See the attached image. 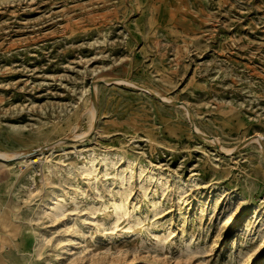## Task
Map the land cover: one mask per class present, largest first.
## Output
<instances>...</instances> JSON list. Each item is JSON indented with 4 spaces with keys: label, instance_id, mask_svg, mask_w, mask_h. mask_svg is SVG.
I'll use <instances>...</instances> for the list:
<instances>
[{
    "label": "rangeland",
    "instance_id": "obj_1",
    "mask_svg": "<svg viewBox=\"0 0 264 264\" xmlns=\"http://www.w3.org/2000/svg\"><path fill=\"white\" fill-rule=\"evenodd\" d=\"M0 151V264H264V0H0Z\"/></svg>",
    "mask_w": 264,
    "mask_h": 264
},
{
    "label": "bare ground",
    "instance_id": "obj_2",
    "mask_svg": "<svg viewBox=\"0 0 264 264\" xmlns=\"http://www.w3.org/2000/svg\"><path fill=\"white\" fill-rule=\"evenodd\" d=\"M84 92V94L83 95H85V93H87V89H84L83 90ZM91 115L94 117L95 116V112H94V109L92 108L91 110ZM91 116V117H92ZM94 119V118H93ZM92 122V121H91ZM43 152H36L34 155H32V156H27V157H19L20 156V154H18V153H11V154H9V153H6V152H2V151H0V166H2V165H7V166H12V165H14L16 162H24V163H27L28 162V160L29 159H32V161L34 162V161H38L39 160V156L42 154ZM20 159H19V158ZM105 157H107V156H105ZM19 159L18 161H13V162H11V163H9V164H6L5 163V161L6 160H11V159ZM106 160H107V158H106ZM94 161H95V158L94 157H92V161H91V163L89 164V166H87L86 164L85 165H83L82 166V168L83 169H85L86 171H88V173L90 174V173H94V171H95V169H94V166H95V164H94ZM108 161V160H107ZM111 161V160H110ZM129 162V164H131V161H128ZM105 163V162H104ZM57 164V163H56ZM106 164V163H105ZM109 164V163H108ZM69 166V165H68ZM108 170V169H107ZM121 172V171H120ZM109 173V172H108ZM127 174V173H126ZM130 177V176H129ZM162 181V180H161ZM164 184V183H163ZM162 186V185H161ZM162 188V187H161ZM128 194V193H127ZM123 195V194H122ZM119 201V200H118ZM56 206H58L57 204H52V207H51V210L53 211V210H55V208H57ZM115 206H116V208H117V210L118 209H121L122 207H123V203H122V201H119V202H115ZM121 212V211H120ZM231 217V215H227V217H226V219H228V218H230Z\"/></svg>",
    "mask_w": 264,
    "mask_h": 264
}]
</instances>
